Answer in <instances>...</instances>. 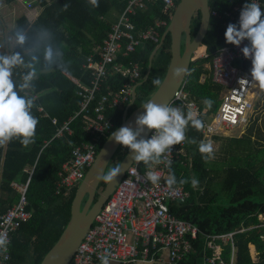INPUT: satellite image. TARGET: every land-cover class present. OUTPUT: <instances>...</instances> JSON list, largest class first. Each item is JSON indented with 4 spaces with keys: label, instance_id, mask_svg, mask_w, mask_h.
I'll list each match as a JSON object with an SVG mask.
<instances>
[{
    "label": "trees",
    "instance_id": "obj_1",
    "mask_svg": "<svg viewBox=\"0 0 264 264\" xmlns=\"http://www.w3.org/2000/svg\"><path fill=\"white\" fill-rule=\"evenodd\" d=\"M35 1L36 15L21 14L8 32L14 41L13 46L6 43L0 46V56L20 55L22 62L12 68V79L19 94L32 99L31 113L38 120L33 143L25 146L19 139H13L0 147V217L18 200L19 195L11 184H24L27 180L26 210L31 213L29 220L11 234L9 259L5 264H39L69 219L76 186L67 195L55 194L57 173L69 159L72 148L89 142L91 137L84 131L81 117L69 123L70 134L65 132L59 137L55 134L57 128L78 109L80 99L76 96V83L89 82L82 65L109 32L113 22L110 12L114 10L118 15L126 4L125 0H98L99 6L94 7L89 0ZM178 1L175 0V5ZM260 1L264 6V0ZM5 2L15 3V0ZM241 4L242 0H208L209 26L201 43L205 57L190 62L185 78V90L197 104L201 121L215 113L221 93L220 86L211 82L205 66L211 62L217 49L232 45L226 43L224 34L229 23L237 24L236 9ZM159 15V4L147 3L133 18L136 30L146 29ZM199 21L200 13L196 12L190 24L191 38ZM17 31H22L27 37L23 46L17 44ZM164 31L165 28L159 30L160 37ZM159 39L146 42L125 58L119 56L116 59L125 65H139L140 76L136 83L144 79L149 55ZM169 45L170 38L166 35L152 58L147 79L135 89V100L127 109V115L156 90L153 81L162 80L165 74L170 59ZM48 48L53 53L51 62L45 59ZM241 67L250 69L252 64L246 62ZM29 73H34V76L26 82L23 78ZM201 76L204 80L199 82ZM125 82L109 74L102 92L117 89ZM25 83L27 87L21 90L20 86ZM262 98L264 91L256 99L253 114L245 125L247 128L244 127L245 131L239 137H211L218 146L210 158L199 151L200 143H207L201 130L190 123L186 128L185 154L173 163L170 174L175 175V185L182 186L188 196L183 203H170L169 211L176 218L195 226L197 235L190 241L191 251L178 264H208L206 259L211 253L205 248L206 237L241 228L245 230L233 236L234 264H264V227L258 226V217H264V134L254 129L258 121L256 109L264 110V102L259 104ZM205 100L212 101L211 107L206 106ZM124 109L125 106L108 112L111 131L120 125ZM52 119H55V124L51 123ZM107 136L102 137L101 142ZM127 150L122 145L118 147L109 163L110 169L119 164ZM147 167L142 162L140 170ZM193 180L198 181L195 186ZM104 184L102 180L99 188L102 189ZM97 195L98 190L95 197ZM223 197L226 199L224 202L221 200ZM249 246L254 248V260ZM230 254V246L225 245L222 259L228 261Z\"/></svg>",
    "mask_w": 264,
    "mask_h": 264
},
{
    "label": "built area",
    "instance_id": "obj_2",
    "mask_svg": "<svg viewBox=\"0 0 264 264\" xmlns=\"http://www.w3.org/2000/svg\"><path fill=\"white\" fill-rule=\"evenodd\" d=\"M125 1L123 10L112 22L101 45L82 65L89 82L76 83V96L80 99L78 109L57 128L55 137L65 132L70 134L69 123L81 117L84 121V131L91 138L89 142L74 146L69 159L61 165L57 173L55 194L67 195L71 188L78 186L102 144V137L112 132L108 112L126 107L130 103L132 88L140 76L139 65L137 63L125 65L116 62V59L119 56L127 57L146 42H156L160 38L159 30L167 27V19H170L176 6L175 0ZM249 2L259 4L264 10L260 0H242V4L236 9L237 24L243 5ZM147 3L151 5L158 3L160 15L154 19L152 25L137 31L133 18L138 10L145 8ZM245 45H249V41H243L239 47L230 45L217 49L211 62L205 66L209 71L211 82L221 88L215 113L202 121L204 127L201 129V134L205 141L214 135H222L235 128L244 127L253 114L257 99V93L253 90L257 85L252 81L251 68L241 67V64L251 62L242 54L241 49ZM203 57L205 54L200 47L193 54L191 61ZM109 74H114L126 82L117 89L102 92ZM242 78H246L250 85L239 84ZM203 80L204 76H201L199 82ZM167 106L178 107L186 114L191 111L196 118L200 116L197 104L189 98L185 90V80ZM51 123L55 124V119H52ZM153 134L154 132L150 131L146 139ZM186 143L187 137L183 143L173 146L170 152L164 154L162 159L165 163L152 164L144 170H140L142 162L133 160L94 217L68 264H101L102 256H109V261L117 264H147L156 260L157 253L161 250L167 252L168 264H178L189 254L190 241L195 239L197 228L189 222L176 218L169 211L170 203H183L188 194L182 186L175 184L169 186L167 183L173 163L185 154ZM169 160L170 168L166 166ZM149 171L156 172L160 176L158 184L153 185L147 180ZM11 186L19 196L16 203L0 217V235L7 239V244L0 247V264H5L9 259L11 234L31 216L26 210L28 180L24 184L12 183ZM258 220L260 221L258 226L264 227V217H258ZM244 230L241 228L207 236L205 248L211 254L206 262L234 264L233 236ZM225 245L231 248L228 261L222 259Z\"/></svg>",
    "mask_w": 264,
    "mask_h": 264
},
{
    "label": "clouds",
    "instance_id": "obj_3",
    "mask_svg": "<svg viewBox=\"0 0 264 264\" xmlns=\"http://www.w3.org/2000/svg\"><path fill=\"white\" fill-rule=\"evenodd\" d=\"M94 7H98V0H89ZM67 5H65V8ZM226 43L239 47L243 41H249L241 51L246 59L251 60L252 81L264 89V10L255 2L245 3L239 14L238 24L229 23L225 31ZM27 37L22 31H17V44L23 46ZM52 49L45 52V59L52 61ZM22 62L19 54L12 56H0V147L7 145L13 139H19L27 146L34 142L38 120L32 115L33 101L26 96L20 95L17 85L12 79V68ZM183 69H177L179 76ZM34 73H29L25 81H30ZM159 87L161 80L153 81ZM239 84L250 85L246 78H242ZM27 87V83L20 86L21 90ZM206 106L211 107L212 101L205 100ZM145 112L137 116L135 129L131 125L123 126L111 133V138L118 144L126 147L131 152V158L137 162H143L147 166L165 163L162 159L165 153L170 152L172 147L185 141V131L189 123L197 130L204 127L203 122L189 111L186 115L178 107H170L147 102L142 105ZM146 131H153L150 138H143ZM195 142V141H193ZM199 151L206 158L214 155L212 144L201 142ZM122 166L111 168L106 174L97 177L104 182H114L122 173ZM170 168L171 161L166 162ZM147 180L153 185L159 183L160 176L153 171L147 173ZM186 181H181L184 183ZM167 183L169 186L177 183L174 174H170ZM198 181L193 180L195 186ZM7 244L5 236L0 235V247ZM101 264H109V256L100 257Z\"/></svg>",
    "mask_w": 264,
    "mask_h": 264
},
{
    "label": "water",
    "instance_id": "obj_4",
    "mask_svg": "<svg viewBox=\"0 0 264 264\" xmlns=\"http://www.w3.org/2000/svg\"><path fill=\"white\" fill-rule=\"evenodd\" d=\"M196 12L200 13V21L194 36L191 38L190 24L192 17ZM209 19L210 13L208 9V0L178 1L164 33L161 35L157 45L149 55L144 79L133 86L131 100L123 111L121 123L112 132L128 125H131V127L135 129V120L137 116L145 112L142 105L149 101L167 106L174 93L184 82L193 54L201 47L202 40L209 26ZM166 35H169L170 38V59L165 74L161 80L162 83L143 104L127 115V109L135 100V89L147 79L151 68L152 58L164 42ZM181 44H183L182 50ZM177 69H183L179 76L175 75ZM149 132L150 131H146L143 138L146 139ZM111 133L102 142L92 164L76 187L70 204L69 219L63 227L61 234L42 257L39 264L69 263L81 240L89 230L94 217L113 192L115 186L124 176L127 168L132 164L133 159L131 158V152L128 149L118 164L123 165L122 173L118 175L114 182H105L103 188L98 192L97 197H95L102 181V179H97V177L105 174L113 155L120 146V144L116 143L111 138Z\"/></svg>",
    "mask_w": 264,
    "mask_h": 264
},
{
    "label": "rangeland",
    "instance_id": "obj_5",
    "mask_svg": "<svg viewBox=\"0 0 264 264\" xmlns=\"http://www.w3.org/2000/svg\"><path fill=\"white\" fill-rule=\"evenodd\" d=\"M37 10H38V8H37L35 0H15V3H13V2L12 3H6L5 0H0V46H4L5 42L8 43L9 46H11V44L14 42L13 39L9 36L8 32L11 29V27L13 26L14 20L18 16L25 13L29 17H34L35 14L37 13ZM27 12H29V13H27ZM110 17H111L112 21H114L116 19L117 14L114 10H112L110 12ZM7 34H8V38H6ZM5 40H8V42ZM256 85H257V87L253 91L257 93V99H258V97H259L258 93L260 92V94H261V92H263L264 89H261L257 83H256ZM263 102H264V98H262L259 101V104L262 105ZM262 112H264V110H262L260 107H258L256 109L255 114L256 115L258 113L261 114ZM244 127L235 128L233 130L227 131L224 134H222L221 136L230 137V136L240 135L245 131ZM206 142L207 143L210 142L212 144L214 151L217 149L218 143L213 142L211 138L207 139ZM109 169H110V167L108 165L105 172L107 173L109 171ZM100 190H101V188L98 189V192H100ZM221 200H223V202L226 201V199L224 197L221 198Z\"/></svg>",
    "mask_w": 264,
    "mask_h": 264
},
{
    "label": "crops",
    "instance_id": "obj_6",
    "mask_svg": "<svg viewBox=\"0 0 264 264\" xmlns=\"http://www.w3.org/2000/svg\"><path fill=\"white\" fill-rule=\"evenodd\" d=\"M27 13H29V12H27ZM6 38H8V34H7V37ZM5 41L8 42V40H5ZM6 44L8 45V43H6ZM13 44H14V42L11 44V47L13 46ZM259 94H260V92L258 93V96H259ZM253 116H252V118H253ZM255 117L258 118V121H257V124L255 125V128L254 129H259L264 134V112H262L261 114H257ZM245 128H247V126ZM240 135H236V137H239ZM249 252H250L251 258L254 260L255 259V251H254L253 246H249ZM109 264H117V263L112 262V261H109ZM147 264H168V261H167V252L165 250L159 251L157 253V259L154 260L153 262L147 263Z\"/></svg>",
    "mask_w": 264,
    "mask_h": 264
}]
</instances>
